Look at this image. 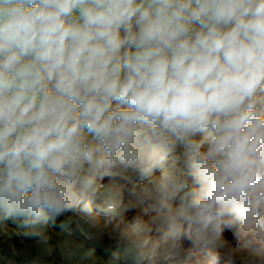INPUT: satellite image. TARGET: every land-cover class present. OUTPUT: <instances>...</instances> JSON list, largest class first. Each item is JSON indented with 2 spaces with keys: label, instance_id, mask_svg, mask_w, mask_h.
I'll use <instances>...</instances> for the list:
<instances>
[{
  "label": "clouds",
  "instance_id": "obj_1",
  "mask_svg": "<svg viewBox=\"0 0 264 264\" xmlns=\"http://www.w3.org/2000/svg\"><path fill=\"white\" fill-rule=\"evenodd\" d=\"M58 220L82 240L57 250ZM21 235L10 264L105 237L106 264H264V0H0V242Z\"/></svg>",
  "mask_w": 264,
  "mask_h": 264
},
{
  "label": "trees",
  "instance_id": "obj_2",
  "mask_svg": "<svg viewBox=\"0 0 264 264\" xmlns=\"http://www.w3.org/2000/svg\"><path fill=\"white\" fill-rule=\"evenodd\" d=\"M63 219V218H61ZM9 224H12L14 227L16 226L12 221H8ZM60 221H57L55 226H48L47 231L50 233L52 239L51 243L56 246L57 250L59 246L65 241V238H69L79 242L82 240V237L78 235V233H73L69 236L68 232L59 227ZM23 231V230H22ZM22 241H34L33 238L25 237L23 235L18 237H13L12 240L8 242H0V264H10L12 261H19V257H14L11 253L10 246L17 247ZM91 247V245H88ZM107 241L104 244L95 246V252L92 258V261L89 264H106L107 261L110 260V252L111 249H106ZM33 254H35V249ZM43 264V262H41Z\"/></svg>",
  "mask_w": 264,
  "mask_h": 264
},
{
  "label": "rangeland",
  "instance_id": "obj_3",
  "mask_svg": "<svg viewBox=\"0 0 264 264\" xmlns=\"http://www.w3.org/2000/svg\"><path fill=\"white\" fill-rule=\"evenodd\" d=\"M106 180V183H107V178L105 179ZM136 211L137 210H132V211H130L127 215H128V218L129 219H131V217L133 216V215H135L136 214ZM102 218L101 219H99V223H100V225L101 226H103L106 222H107V217H105L104 215H102L101 216ZM11 227H14L13 225H11ZM111 227H112V225L111 224H109L108 225V230H111ZM225 236H227L228 237V239L230 240V241H232L233 243H235V241L233 240V238H232V235H231V233L230 232H225ZM230 236V237H229ZM66 239H69V238H65V240ZM105 241H107V237H105ZM34 242L35 241H22L18 246H17V248H21V247H23V246H25L26 244H34ZM220 264H224V261L223 260H221L220 261Z\"/></svg>",
  "mask_w": 264,
  "mask_h": 264
},
{
  "label": "crops",
  "instance_id": "obj_4",
  "mask_svg": "<svg viewBox=\"0 0 264 264\" xmlns=\"http://www.w3.org/2000/svg\"><path fill=\"white\" fill-rule=\"evenodd\" d=\"M105 183H106V180L104 181ZM103 214L101 213L98 217H97V219H98V221H99V219H101ZM9 224V223H8ZM12 224H9V226H11ZM230 237V236H229ZM226 238L228 239V237L226 236Z\"/></svg>",
  "mask_w": 264,
  "mask_h": 264
}]
</instances>
